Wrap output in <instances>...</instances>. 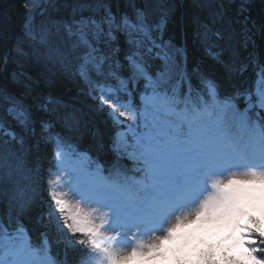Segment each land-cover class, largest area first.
Listing matches in <instances>:
<instances>
[{
  "label": "snow or ice",
  "instance_id": "1",
  "mask_svg": "<svg viewBox=\"0 0 264 264\" xmlns=\"http://www.w3.org/2000/svg\"><path fill=\"white\" fill-rule=\"evenodd\" d=\"M28 4L40 7L34 0H26L25 7ZM34 14L29 9L27 18ZM165 22L162 17L153 24L146 8H137L130 18L117 17L106 6L99 18L59 22L74 38L81 80L99 107H106L113 122L122 126L113 151L131 161V171L139 175H129L119 164L105 175L102 165L93 166L86 154L57 138L46 198L35 191L9 198L8 220L0 218V264H68L67 257L58 261L52 255L50 233L77 252L91 245L74 264H264V64L253 59L254 85L227 95H221L215 80L194 68L196 87L186 68L177 76V58L184 57V49L163 40ZM25 27L32 34L29 25ZM200 28L197 35L206 41L210 29L207 24ZM116 33L132 46L125 57L127 78L113 69ZM46 36L44 29L42 43ZM146 56L161 61L154 73ZM115 64L118 69L119 62ZM225 67L238 75L249 64ZM109 78L118 87L113 88ZM140 80L144 92L140 105L134 106L129 84ZM121 94L128 99L122 100ZM241 99L243 107L238 104ZM8 111L19 123H28L22 107L14 103ZM8 136L16 140L0 124V137ZM22 167L16 153L0 151V182ZM58 188L89 209L69 211L65 191ZM37 200L45 209L40 217L45 231L34 241L20 214ZM78 235L82 238L74 239ZM123 247L131 250L123 254Z\"/></svg>",
  "mask_w": 264,
  "mask_h": 264
},
{
  "label": "trees",
  "instance_id": "2",
  "mask_svg": "<svg viewBox=\"0 0 264 264\" xmlns=\"http://www.w3.org/2000/svg\"><path fill=\"white\" fill-rule=\"evenodd\" d=\"M38 1L40 7L35 8L34 4L25 7L26 0H0V124L16 136L14 141L10 136L0 137V151L16 153L23 164L10 180L5 178L6 182H0V218L5 222L10 212L8 201L13 194L27 196L35 191L38 197L46 198L44 190L48 186L49 170L55 171L57 138L70 144L78 153L86 154L93 166L102 165L106 175L114 164H119L128 173H135L131 171V161L118 158L113 151V140L122 126L113 122L106 107H99L81 80L77 73L78 51L72 47L74 38L65 33L59 22H70L81 16L99 18L104 15V6L117 17L127 14L130 18L137 8H146L153 24L166 17L163 40L184 49V57L177 58V76L182 68H186L192 84L199 87L198 76L193 73V69L198 68L215 80L221 95L231 94L237 88L252 87L256 74L251 61L264 64V0ZM29 9L35 13L31 19L27 18ZM202 24H207L210 29L206 41L197 35ZM44 29L47 30L46 43L40 39ZM112 47L118 49L113 55V69L127 78L130 73L125 57L132 46L124 35L116 33ZM145 59L149 71L158 70L159 59L150 56ZM115 61L119 62L118 69ZM233 62L248 63V70L238 75L230 74L225 65ZM108 83L113 88L118 87L113 78H109ZM129 89L133 104L140 105L144 81L129 84ZM120 98L128 99L122 94ZM14 103L26 110L27 124L19 123L9 113ZM238 104L243 107V100ZM5 140L9 142L4 143ZM44 211L37 200L20 214L21 222L34 241H38L40 233L45 231L40 220ZM11 212L15 218L16 209L12 208ZM80 238L79 235L74 237ZM50 243L52 255L58 261L67 257L68 264H74L79 255H86L91 250V245L83 252L68 248L64 243H58L53 233H50ZM81 248L76 245V249Z\"/></svg>",
  "mask_w": 264,
  "mask_h": 264
},
{
  "label": "rangeland",
  "instance_id": "3",
  "mask_svg": "<svg viewBox=\"0 0 264 264\" xmlns=\"http://www.w3.org/2000/svg\"><path fill=\"white\" fill-rule=\"evenodd\" d=\"M35 3L40 4L38 0ZM226 178L227 177H225V179ZM60 183H63V180H61ZM64 191H65V195H64L63 199L65 200L66 207L68 208L69 211H71L73 209H76V208L82 209L84 211H87L89 209V206L88 205L83 204L82 202H80L79 200H77L70 192H68L67 190H64ZM99 222L100 221L97 218L96 219V223L98 224ZM106 235H113V234L112 233H107ZM145 239H146L147 242H151L150 240H147V238H145ZM153 239H154V237H153ZM130 250L131 249L129 247H123L121 249V251H122L123 254H127Z\"/></svg>",
  "mask_w": 264,
  "mask_h": 264
}]
</instances>
